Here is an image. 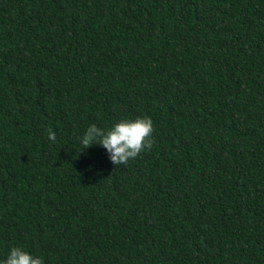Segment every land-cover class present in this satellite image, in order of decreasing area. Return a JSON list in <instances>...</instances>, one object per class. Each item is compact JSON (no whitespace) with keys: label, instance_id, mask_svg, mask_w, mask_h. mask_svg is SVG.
<instances>
[{"label":"trees","instance_id":"obj_1","mask_svg":"<svg viewBox=\"0 0 264 264\" xmlns=\"http://www.w3.org/2000/svg\"><path fill=\"white\" fill-rule=\"evenodd\" d=\"M137 117L151 147L125 164L79 153ZM13 246L264 264V0H0V259Z\"/></svg>","mask_w":264,"mask_h":264},{"label":"clouds","instance_id":"obj_2","mask_svg":"<svg viewBox=\"0 0 264 264\" xmlns=\"http://www.w3.org/2000/svg\"><path fill=\"white\" fill-rule=\"evenodd\" d=\"M152 131V120L148 117L119 120L107 128L92 124L79 137V153L98 145L107 153V159L112 165H123L151 147ZM48 139L54 142L55 134L49 132ZM91 167L89 165V168ZM0 264H42V258L21 247L13 246L0 259Z\"/></svg>","mask_w":264,"mask_h":264}]
</instances>
